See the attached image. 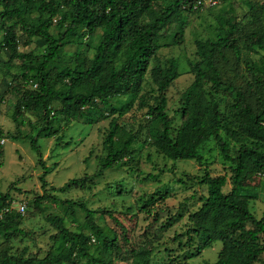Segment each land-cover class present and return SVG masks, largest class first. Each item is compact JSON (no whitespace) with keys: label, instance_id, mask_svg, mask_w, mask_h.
Returning a JSON list of instances; mask_svg holds the SVG:
<instances>
[{"label":"trees","instance_id":"1","mask_svg":"<svg viewBox=\"0 0 264 264\" xmlns=\"http://www.w3.org/2000/svg\"><path fill=\"white\" fill-rule=\"evenodd\" d=\"M217 3L224 0H215ZM196 0H0V16L14 20L6 27L0 47L23 61L24 72L19 78L12 121L16 128L23 125L22 116L37 111L44 125L36 136L57 137L58 124L83 120L92 125L112 115L108 132L102 143L104 156L100 159V172L125 166L137 142L136 133L124 129L119 119L133 106L145 89L157 93V103L146 112L151 128L150 139L159 154L173 162L191 160L202 164L200 147L214 139L226 161L232 163L231 189L224 193L227 183L224 176L213 177L205 173L197 183L207 187L201 205L187 217L183 246L192 249L190 258L200 255L214 242L222 247L212 264H255L264 252L260 235H264V212L256 219L251 203L258 196L247 195L242 181L249 176H264V25L238 36L236 24L224 17L217 18L213 41H197L199 61L190 68L193 80L181 93L177 111L183 121L173 131L172 120L166 113V91L177 78L178 64L166 60L156 64L154 54L161 48L160 31L181 12H195ZM216 6V5H215ZM28 38L39 39L45 45V54L32 59L17 53L15 29ZM57 31L53 35L50 31ZM100 31L96 45L87 55L82 43ZM248 43V52L260 58L248 66L257 87L248 86L253 101L231 83L222 81L218 66L227 61L226 52L237 50L239 37ZM74 41L80 45L70 66L59 64L65 48ZM183 43V28L179 27L166 46ZM18 81V80H17ZM230 97L228 120L220 112L217 97ZM117 101L120 106L110 102ZM101 105V107H99ZM103 108L106 111H103ZM117 117L114 118V115ZM149 123V124H150ZM223 134V136L221 135ZM1 137V131H0ZM30 149L37 154L42 174V188L47 183L48 169L41 161L37 139L29 137ZM237 146L233 158L228 155V144ZM59 143L58 138L55 139ZM90 176L72 179L58 189L83 188ZM41 198L37 197V205ZM9 194L0 193V210L11 206ZM67 203V201H66ZM84 224L70 231L62 218L47 216L46 221L56 230L50 237L51 247L42 258L23 255H0V264H114L119 254L126 255L114 231L105 232L94 222V211L84 204ZM146 206V203L142 208ZM71 205L67 206L69 210ZM20 213L7 212L0 219V235L11 239L20 232ZM75 222V221H73ZM171 225V223H170ZM85 226L88 234L85 233ZM125 239V238H123ZM182 235L173 240L181 242ZM93 241V242H92ZM180 244V243H179ZM96 247L92 249V246ZM94 250V251H93ZM132 252V251H131Z\"/></svg>","mask_w":264,"mask_h":264},{"label":"rangeland","instance_id":"2","mask_svg":"<svg viewBox=\"0 0 264 264\" xmlns=\"http://www.w3.org/2000/svg\"><path fill=\"white\" fill-rule=\"evenodd\" d=\"M220 16L236 24L240 30L238 36H241L264 25V0H224L213 7L206 5L195 12H181L177 19L160 31L159 44L162 46L154 54V63L162 65L172 59L178 64L177 78L165 94L166 113L172 120L173 131L183 121L177 110L181 93L193 80L190 68L199 61L195 44L215 39L217 18ZM13 22L0 16V45L5 28ZM179 27L183 28V43L178 46L164 45L169 44ZM15 31L18 54H26L32 59H40L45 54L43 42L25 37L18 28ZM50 32L57 34L54 28ZM99 35L100 31H96L92 37L82 40L87 47V55L92 52ZM79 47L76 41L68 45L56 65L70 66ZM247 47L244 36L239 37L237 50L227 51V61L220 60L218 66L222 81L235 85L252 102L248 86L257 87V84L247 69L260 58V54L248 52ZM22 64V60L0 47V193L9 194L13 211L17 212L19 206H25L24 213L20 214V232L12 235L11 239L0 235V255L44 257L51 247L50 237L56 234L46 217H60L70 231H76L84 224L83 212L77 206L82 203L94 211V222L105 232L114 231L120 247L127 251L125 256L119 254L113 260L114 264L214 263L222 247L221 242H214L210 248L192 258L190 253L193 250L185 248L183 243L185 233L191 227L187 217L206 196L207 187L197 181L205 173L213 177L224 176L227 183L222 191L227 193L231 189L233 166L222 156L217 142L210 139L200 147L202 164L191 160L173 162L164 158L152 144L148 132L151 123L146 115L148 108L156 105L158 94L145 88L131 110L119 119L120 126L135 132L138 139L130 158L125 166L100 172L99 161L104 156L102 143L112 115L105 113L106 118L92 125L84 124L83 120L66 125L60 123L57 137L37 138L36 132L44 123L40 114L32 110L23 114V125L16 128L11 117L16 92L20 85L25 86L19 81L24 72ZM261 91L264 99V87ZM217 99L220 112L230 120L228 107L231 98L219 96ZM110 102L120 106L117 101ZM103 111L106 109L103 108ZM29 137L37 139L41 161L48 169L45 189L39 180L43 170L37 154L30 149ZM56 138L59 143L55 142ZM225 141L228 155L233 158L237 146ZM84 175L90 178L83 188L70 186L64 192L58 191L68 181L83 178ZM242 186L248 191L247 195L259 197L251 203V210L256 219H261L264 212V176H249L242 181ZM37 197L41 200L35 205ZM68 205L71 208L66 210ZM84 230L88 234L86 226ZM178 235H182L181 242L173 240ZM259 241L264 246V235H260ZM95 247L93 245L92 249ZM255 264H264V252Z\"/></svg>","mask_w":264,"mask_h":264},{"label":"built area","instance_id":"3","mask_svg":"<svg viewBox=\"0 0 264 264\" xmlns=\"http://www.w3.org/2000/svg\"><path fill=\"white\" fill-rule=\"evenodd\" d=\"M206 5L213 7V6L217 5V1H215V0H196L193 9H199L200 7L206 6ZM2 143H4V141H2ZM24 209H25V206H19V208L17 209V212L20 214H23ZM11 211H13L12 205L9 206L8 208H3L2 210H0V219L3 218V215L5 213L11 212Z\"/></svg>","mask_w":264,"mask_h":264}]
</instances>
